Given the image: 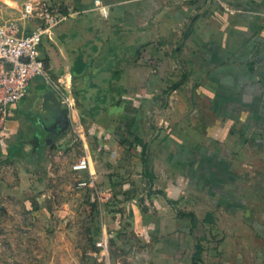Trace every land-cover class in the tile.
<instances>
[{"label":"crops","instance_id":"crops-1","mask_svg":"<svg viewBox=\"0 0 264 264\" xmlns=\"http://www.w3.org/2000/svg\"><path fill=\"white\" fill-rule=\"evenodd\" d=\"M48 1L69 15L45 34L44 73L0 132V189L26 190L35 206L81 181L109 189L115 158L128 174L152 167L146 143L164 127L170 167L185 169L207 205L216 197L224 264H264V0ZM40 120L49 135L38 138ZM71 145L89 162L84 179L62 169Z\"/></svg>","mask_w":264,"mask_h":264},{"label":"rangeland","instance_id":"rangeland-1","mask_svg":"<svg viewBox=\"0 0 264 264\" xmlns=\"http://www.w3.org/2000/svg\"><path fill=\"white\" fill-rule=\"evenodd\" d=\"M27 1L0 0V21L22 25V10ZM34 1L40 5L49 3L61 10L48 0ZM42 46L46 48L45 42ZM147 81L150 83L152 79L147 78ZM135 82V78L128 79L131 88ZM50 85L54 84L46 80L44 86ZM140 97L133 95L131 102L138 104ZM179 99L180 102L182 99ZM42 120L32 122L31 126L38 138L46 132L41 126ZM185 129L182 122L174 127L178 140L185 136ZM167 133L162 127L160 136L151 135L152 141L146 143L152 149V167L145 163L144 168L142 164L135 165L128 174L122 159L115 158V164L119 165L106 184L109 189L88 188L83 184L65 189L64 194L55 190L51 206L31 205L26 190L11 194L9 190L0 189V264L227 262L224 255L218 253V238L213 236L219 224V210L212 204L216 197H209L210 205H207L208 195L200 189L192 191L195 180L187 177L185 169L181 170L179 166L175 170V158H171V162L169 158L175 142ZM46 135L49 134L46 132ZM182 154L179 151L178 155ZM78 157L71 145L67 146L61 160L66 166ZM24 160L35 164L34 158ZM41 161L40 157L37 167L41 168ZM131 163L136 164L137 160L132 159ZM170 163L173 164L171 167ZM86 170L78 171L80 178H76L84 179ZM190 174L194 178L196 168ZM75 176L71 175L72 178ZM67 177L69 179L68 173ZM63 201V205L59 204ZM98 242L102 244L98 245Z\"/></svg>","mask_w":264,"mask_h":264},{"label":"built area","instance_id":"built-area-1","mask_svg":"<svg viewBox=\"0 0 264 264\" xmlns=\"http://www.w3.org/2000/svg\"><path fill=\"white\" fill-rule=\"evenodd\" d=\"M68 15L49 3L40 5L29 0L22 10L25 25L0 21V132L5 130L11 109L28 96L31 82L44 73L40 49L45 34L61 25ZM88 165L87 158L81 157L71 167L83 171Z\"/></svg>","mask_w":264,"mask_h":264}]
</instances>
